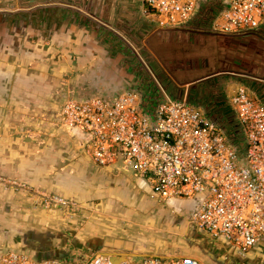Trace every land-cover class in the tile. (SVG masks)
<instances>
[{
	"label": "built area",
	"instance_id": "2783aa9c",
	"mask_svg": "<svg viewBox=\"0 0 264 264\" xmlns=\"http://www.w3.org/2000/svg\"><path fill=\"white\" fill-rule=\"evenodd\" d=\"M140 10L157 28L202 20L223 35H264V0H141ZM228 103L242 129L241 141L195 104L168 99L151 105L130 87L113 94L69 91L63 95L59 120L80 137L97 165L120 162L148 179L152 198L202 196L189 224L246 255L264 242V102L238 84ZM40 198L45 206L77 207L56 193H41ZM0 264L129 262L70 248L62 257L43 258L0 250ZM141 264L206 263L186 255H147Z\"/></svg>",
	"mask_w": 264,
	"mask_h": 264
},
{
	"label": "rangeland",
	"instance_id": "374dc122",
	"mask_svg": "<svg viewBox=\"0 0 264 264\" xmlns=\"http://www.w3.org/2000/svg\"><path fill=\"white\" fill-rule=\"evenodd\" d=\"M140 3L141 0H49L39 7L40 12L27 14L32 11L31 7H21L29 8V11H24L25 16L17 15L21 11L16 14L0 13V59L3 60L5 71L12 75V80L15 79L12 83L7 82L6 88L20 95L23 90H29L37 95L31 96V102L27 104L25 110L14 109L17 105L21 107L25 105L26 100L21 97L10 99L0 106V158L8 157L9 159V156L14 154V160L11 158V162L12 166H16L20 157L23 156H26L25 160H29L28 157L33 160L36 154L42 155L44 152L48 154L59 152L66 156L79 151L77 148L80 144L79 139L66 127H61L59 112L63 95L69 91L79 95L113 94L121 89L129 88L126 84L120 85L121 82L116 80L120 67L124 66V63L128 64L124 62V58L128 57L123 56L124 43L114 33L108 32L107 28H99L96 20L121 34H123L122 28L127 31L129 28L131 30V28L147 25L148 22L140 10ZM26 4L34 5L35 1ZM115 24L118 26L116 27ZM230 36L235 35L228 37ZM231 37L228 41L216 36H208L203 47L204 57L213 61L215 60L213 56L218 50L229 51L230 45H235L239 50L243 45L244 49L233 51V54L238 56L240 67H246V72L232 73H250L264 78V47L248 45L249 42L241 36H236L238 40L234 38V41ZM189 47L192 45L186 46L185 49ZM231 55L222 54L220 57L222 61H225L232 57ZM186 56L188 55L181 58L185 59ZM204 57L200 58L201 63L198 65L204 62ZM188 58L192 57L188 56ZM207 71L205 67L193 69L186 73L188 77H179L178 81L181 83L189 79L193 80L203 76ZM207 79L192 87L199 86V90L204 89ZM239 79L242 78L232 76V83L227 82L223 85L221 93L223 106L227 105L225 107L229 108V96L238 84L248 87ZM258 83H260L256 87L258 90H251V92L261 100L264 98V83ZM2 89L4 90L5 87L3 86ZM207 92L210 95L205 97L206 100L203 99V92L199 91L197 95L203 105L210 101L213 93ZM210 102L206 107L197 105L227 129L228 121H225L224 116L222 117L219 104ZM9 105L13 107L10 110ZM13 109L15 112L11 113ZM228 112L232 114L231 109ZM38 163L35 164L38 165ZM13 169L3 166L0 171V191L3 193V195L0 194V207H2L0 215L8 210L6 209L8 199H12L15 205L29 203L40 209L57 211L68 220L77 219L81 211L86 208L81 202L69 197L66 198L74 201L77 207L45 206L41 202V193L62 194L48 191L43 185L37 187L18 177L10 176L12 171L17 173V170ZM165 210L173 211L167 202L156 199L145 214H139L138 223L133 225L125 223V230L120 233L122 238L120 244L124 248L129 245L152 247L153 250L146 254L163 253L161 250L165 248L161 245L162 240L170 241L173 236L178 237L180 224L176 221L185 218L183 213L172 212L175 220L173 221L164 212ZM147 216H150L153 224L146 222ZM199 234L202 242L207 241L208 249L218 248L217 238L209 237L203 231H199ZM156 236H159V242L156 241ZM117 237L115 235L113 240ZM190 237L193 239V235L190 234ZM170 248L173 249V247ZM216 249L215 252H218ZM134 258L133 260L138 261L141 256L136 255Z\"/></svg>",
	"mask_w": 264,
	"mask_h": 264
},
{
	"label": "crops",
	"instance_id": "0c3cea01",
	"mask_svg": "<svg viewBox=\"0 0 264 264\" xmlns=\"http://www.w3.org/2000/svg\"><path fill=\"white\" fill-rule=\"evenodd\" d=\"M31 1H35V4L27 6L30 4L26 3ZM47 1L49 0H0V13L29 11V8L21 7H41ZM2 61L0 59V106L10 99L21 97L25 98V105L23 107L17 105L14 109L25 110L31 102V96L37 95L29 90H23L20 95L6 88V83H12L15 79L12 80V75L5 71ZM10 108L13 107L9 105L8 109ZM67 130L79 139L80 144L77 147L79 151L66 156L59 152L51 154L44 152L42 155L36 154L33 160L30 157L27 158L29 160H25L26 156H23L16 166H12L11 158L14 160L15 155L11 154L9 159L0 158V171L3 166L8 169L12 167L19 174L12 171L9 172L10 176L18 177L37 187L43 185L48 191L61 193L65 197L81 202L86 208L77 219L68 220L57 211H47L29 203L15 205L12 199H8L6 207L8 210L0 215V250H19L43 258L62 257L68 249L80 248L106 254L126 253L131 260L135 259L134 256L140 255L141 259L136 261V264H141L142 258L147 255L193 256L206 264H264V242L253 247L246 255H241L235 246L221 240H218V248H215L218 252H215L213 247L208 249L207 241H201L199 230L189 224V215L199 204L202 196L172 198L165 201L173 211L164 212L173 221L175 220L172 212L183 213L185 218L176 221L180 224L179 233L176 231L178 237L173 236L170 241L162 240L161 245L165 248L161 250L163 253L146 254L153 248L145 245H125L124 248L120 244L122 239L120 233L125 230V223L130 225L138 223L139 214H145L156 200L151 197L150 181L120 162L108 166L97 165L80 137ZM37 162L38 165L35 164ZM0 194L3 195L2 191ZM146 222L153 224L150 216L146 217ZM190 234L193 235V239ZM115 235L118 237L113 240ZM155 239L157 242L160 241L159 236Z\"/></svg>",
	"mask_w": 264,
	"mask_h": 264
},
{
	"label": "flooded vegetation",
	"instance_id": "af4514ba",
	"mask_svg": "<svg viewBox=\"0 0 264 264\" xmlns=\"http://www.w3.org/2000/svg\"><path fill=\"white\" fill-rule=\"evenodd\" d=\"M30 9L32 11L27 12V14L40 12L41 10L38 6ZM20 13L17 15L25 16L24 14H26L25 12ZM115 26L117 27L118 24H115ZM142 26L143 28H141ZM142 26L131 28V30L128 27L129 31L122 28L123 34H121L112 28L106 29V27L98 24L99 28L109 30L108 32L114 33L124 43L123 56H128L124 58V62L128 64L124 63V66L120 67L116 80L118 79L117 81L121 82L120 85L126 84L137 90L151 105L168 99H181L205 107L208 106V103H211L210 101L222 105L224 103L221 99L223 85L227 82L231 83L232 79V76L227 75V73L234 71L246 72L244 66L246 63L243 65L244 68H241L238 56L236 57L233 54V51L244 49L243 45L239 50L236 49L235 45H230L229 51L227 49L218 50L213 56L215 62L204 57L203 47L208 36H216L228 41L231 37L215 32L210 24L205 21L197 20L186 25L169 28H157L149 23ZM119 29L121 30V28ZM236 36L243 37L249 42L248 45L264 47V35L259 31H249L235 35L231 37V40L234 41V38L238 40ZM128 38L130 41H128ZM189 45H192V47L185 49ZM222 54H232V57L222 61L220 57ZM184 55L192 58H188V56L185 59L181 58ZM201 57H204V62L198 65V63H201L199 62ZM199 67H205L208 71L203 76L193 80L207 77L206 82L204 81L207 83L204 89L199 90V86L188 88L186 83L193 81L191 79L181 83L178 81L179 77H188L186 73ZM223 72L226 74H223ZM199 91L203 92V99L205 100L210 95L207 91L213 92L210 101L206 105H203L201 99H198Z\"/></svg>",
	"mask_w": 264,
	"mask_h": 264
},
{
	"label": "trees",
	"instance_id": "16d2710c",
	"mask_svg": "<svg viewBox=\"0 0 264 264\" xmlns=\"http://www.w3.org/2000/svg\"><path fill=\"white\" fill-rule=\"evenodd\" d=\"M239 81L245 82L248 85L249 89L250 90H254V91L255 90L257 91L258 89L256 87L258 85H260V83L255 82V81H250V80L239 79ZM263 99H261L262 102H264ZM222 106H223V104L222 105L219 104V107H220V110H221L220 112L222 114V117L224 116L223 118L225 119V121L226 120L228 121L227 129L225 128L226 131H228V133H230L234 137L235 140L241 141L242 135H243L242 134V129H241L238 121L236 120L235 115L233 114L232 110H231L232 114H230V112H228V110L231 109L230 107L229 108L225 107L227 105H225L223 107ZM220 124H222V123L220 122Z\"/></svg>",
	"mask_w": 264,
	"mask_h": 264
},
{
	"label": "water",
	"instance_id": "95a60500",
	"mask_svg": "<svg viewBox=\"0 0 264 264\" xmlns=\"http://www.w3.org/2000/svg\"><path fill=\"white\" fill-rule=\"evenodd\" d=\"M96 22L98 24H100L101 26H104L106 28H110L105 23L99 22L97 20H96ZM223 74H226V73L223 72ZM227 75L236 76V77H239V78H242V79H247V80H252V81L263 82L264 83V78L258 77L257 75H252L250 73H236V74H234V73H227ZM205 78H207V77H204V78L202 77V78L193 80L191 82H187L186 84L188 85V88H190L191 86H193L194 84H197L198 82L204 80ZM107 254L110 255V257L112 258V260L114 262H120L122 260H127L129 262V264H136V261L135 260H131L129 258V255H127L126 253H114V252H110V253H107Z\"/></svg>",
	"mask_w": 264,
	"mask_h": 264
}]
</instances>
